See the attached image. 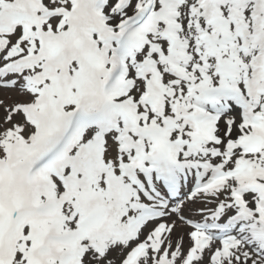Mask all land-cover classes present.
<instances>
[{"label": "snow or ice", "instance_id": "obj_1", "mask_svg": "<svg viewBox=\"0 0 264 264\" xmlns=\"http://www.w3.org/2000/svg\"><path fill=\"white\" fill-rule=\"evenodd\" d=\"M0 264H264V0H0Z\"/></svg>", "mask_w": 264, "mask_h": 264}]
</instances>
